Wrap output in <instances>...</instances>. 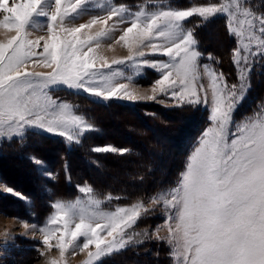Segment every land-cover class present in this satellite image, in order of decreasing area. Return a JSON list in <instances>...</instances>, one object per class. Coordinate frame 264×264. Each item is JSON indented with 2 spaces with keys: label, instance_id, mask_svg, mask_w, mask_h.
Masks as SVG:
<instances>
[{
  "label": "snow or ice",
  "instance_id": "snow-or-ice-1",
  "mask_svg": "<svg viewBox=\"0 0 264 264\" xmlns=\"http://www.w3.org/2000/svg\"><path fill=\"white\" fill-rule=\"evenodd\" d=\"M0 14V29L14 33L0 41V138H22L34 129L80 144L94 126L53 96L60 87L104 101L202 105L209 109L210 123L176 187L150 199L167 213L168 235L160 237L157 229L155 238L167 240L177 264H264V106L251 116L238 117L251 87V71L256 63H264V12L254 11L248 0L185 9L161 6L159 0H145L135 9L118 0H0ZM84 15L88 22L76 24ZM218 15L226 17L228 34L236 42L231 59L237 83L230 84L222 72L199 63L195 28L185 27L194 16L207 22ZM38 17L46 18L47 35L32 40L30 29ZM97 25L100 30L91 34ZM116 31L120 34L115 43L128 55L109 62L94 54ZM29 65L51 71H28ZM120 66L132 69L135 76L144 69L158 73L151 94H137L130 87L133 75L126 76ZM122 79L127 83L117 82ZM91 151L124 155L128 149L105 145ZM2 190L25 199L10 187ZM77 190L82 198L51 203L53 212L44 225L11 217L25 229L22 238L38 232L45 250L59 251V259L46 264H64L66 253L78 252H87L86 264H98L151 238L146 231H136L151 211L142 201L105 208L106 202L120 197L101 198L89 185H78ZM9 239L15 238L6 233L5 242Z\"/></svg>",
  "mask_w": 264,
  "mask_h": 264
},
{
  "label": "trees",
  "instance_id": "trees-1",
  "mask_svg": "<svg viewBox=\"0 0 264 264\" xmlns=\"http://www.w3.org/2000/svg\"><path fill=\"white\" fill-rule=\"evenodd\" d=\"M209 1L159 0V3H166L172 7L185 9L196 4H207ZM118 2L135 9L138 5L144 4L145 0H118ZM255 6H257L256 10L258 12H264V0L260 4L256 3ZM187 27L195 28L199 51L204 56H210L212 64L217 71L222 72L230 83H234L236 77L231 55L236 42L228 34L226 21L221 17L210 19L207 22H203L201 19H191ZM216 35L219 36L220 41H215ZM59 91L60 94L56 93L58 96L62 94L64 100L77 105L79 112L86 114V117L98 128L96 133L85 136L81 144L72 146H69L64 139L62 140L59 137H50L37 133L43 137V142L36 146L37 150L41 148L45 151L52 150L63 156L58 182L47 181L45 182V187L52 186L50 194L53 195L54 188H57L55 193L59 191L67 198L77 194V189L73 188L69 181L70 176L74 181L88 182L100 195L103 192H108L112 196H119L120 199L116 200V203L149 196L151 192L174 187L177 185L180 174L184 170L195 144L210 123L209 113L200 107L168 108L158 103L131 106L116 101L111 103L97 102L83 94ZM262 96H264V76L255 72L251 79V90L247 100L242 104V109L238 111V117L249 115L252 105L255 102H260ZM111 115H115V118H112ZM132 117L141 124V129H139L137 134L131 133L132 130L138 129L137 122L135 120L132 121ZM109 118L112 121L111 124L114 123L112 126H109L111 124L107 126L103 123ZM116 118L126 127L123 130L119 128L120 134L115 133L117 131L115 126L118 128L117 125L119 124L122 128ZM182 128L184 130L187 129V132ZM111 129H115V132H111ZM161 138L163 141L160 140ZM11 143L9 150L5 149L0 152V172L3 174H5L4 172L7 168L10 172H14V168H17L15 163L21 169L25 168V166L21 165L24 159L21 157L19 143L15 140L11 141ZM167 143H169L168 146H166ZM103 144H111L115 147L128 149V152L124 155H119L91 151V146ZM171 157H173L172 161L169 160ZM74 159L84 164V167H80V171L83 173L82 175L80 174L81 176L76 173L77 169H75L74 165H79V163H74L73 165ZM124 161L127 165L125 166V176L124 178L120 177L121 179H115L117 175L122 173L117 165ZM115 162L116 169L113 166ZM113 172H116L115 177L112 175ZM98 174L100 177H98ZM33 176L32 184L29 182L30 187L28 188L27 186L22 189L25 192L21 190L27 195L31 194L30 208L29 210L24 209L21 215L25 218L41 221L44 220L51 209L48 206V199L42 183L37 181L39 179L35 175ZM112 177L114 178L110 180ZM29 190H32V192ZM14 202L20 204L17 201ZM17 214H20V212ZM149 248V244L130 247L124 252L105 259L100 264H115V261L117 262L116 264H134V262L136 264H161L164 260L167 261V264H171L163 253H161L163 254L162 256L159 255V252H156V254L147 252ZM160 256H162V259H158Z\"/></svg>",
  "mask_w": 264,
  "mask_h": 264
},
{
  "label": "rangeland",
  "instance_id": "rangeland-1",
  "mask_svg": "<svg viewBox=\"0 0 264 264\" xmlns=\"http://www.w3.org/2000/svg\"><path fill=\"white\" fill-rule=\"evenodd\" d=\"M262 1L263 0H248V3L253 6L254 11L258 12L256 10L257 6H255V5H256V3L260 4V2H262ZM103 2H104V0H97V3H103ZM220 2H222V0H215V1L210 0L208 3H220ZM159 4L161 6H170L169 4H166V3H159ZM200 5H206V4H196V5H192V6H200ZM170 7H172V6H170ZM258 13H260V12H258ZM220 17L223 18L224 21H226V17L223 15H218V16H215L213 18H220ZM213 18H210V19H213ZM0 19H2V14H0ZM191 19H199V20L201 19L202 20V18L195 17V16L192 18H189V20L185 22L186 28H188L187 26H188ZM88 20H89V16L84 15V16L78 18L75 21V23L76 24L87 23ZM46 24H47L46 18H44V17L36 18V20L34 21V24L32 25V27L30 29L29 39L36 40V39L40 38L41 36H46L47 35ZM100 27H101L100 25H97L96 27H94L91 31V34H95V32L99 31ZM120 27H124V26L121 25ZM119 34H120V32L116 31V32L112 33L111 39L103 40L100 47L98 49H96L94 54L99 55V56L104 57V58H107V60L109 62H111V60H113V59H119V58L126 57L128 55V50L122 44H116L115 43V39L118 38ZM11 35H14V33H7L5 30L0 29V41H6L8 38H10ZM218 40H219V36L216 35L215 41L217 42ZM197 49H198V46H197ZM198 51H199V49H198ZM209 57L210 56H204L201 53L199 63L201 65H208L209 67L214 68L217 71V69L212 64V61H211L212 58L209 59ZM149 58L150 59H166L163 57H149ZM120 67L122 68V70L124 71L126 76L127 75H133V84L130 87L137 94H139V95L151 94L150 93V86L152 85L153 81L156 78H158V73H156L152 69H144L140 76H135L133 74L132 69L124 68L123 66H120ZM27 70L33 71V72H45V73L51 71V69L44 68V67H41L38 65H29ZM217 72H219V71H217ZM234 72H235V77H236V81L234 83H237V72H236L235 67H234ZM255 72H258L259 74H263V76H264V63H256L255 64V66L253 67L251 74H250V83H251L252 75ZM225 78H226V76H225ZM226 80L228 81L227 78H226ZM117 82L118 83H127V81L123 80V79L118 80ZM201 82L204 83L205 85H207V83H208L207 78L204 77L203 75H202ZM230 84H232V83H230ZM59 90H62L61 92L66 91L69 93L72 92V93L83 94V95H86L90 99L97 101V102L111 103V102L116 101V102H122L125 104H129L131 106H136L137 104L157 103V102L151 101V100H138V101L132 102V101H127V100L112 99L109 101H104L102 99L89 96L83 92H77L75 90H69V89L64 88V87H60L56 90H53L52 94L54 97H57L58 94H60ZM250 90H251V87L248 89L243 102L247 100V97H248ZM56 93H58V94H56ZM58 98L62 101L69 103L70 105H72L73 110L76 112V114L84 117L90 124H92L94 126L95 130L86 133L81 138V141L85 136L91 135V134H94L97 132V130H98L97 126L91 120H89L86 117V114L79 112L77 105L72 104V103L68 102L67 100H64L62 98V94H61V96H58ZM243 102L240 104L238 111L240 109H242ZM158 104L164 105L165 107H168V108L175 107L173 105V102H166L163 104L158 103ZM262 106H264V96H262V100L260 102H257V103L255 102L252 105L251 113H249V115L248 114L244 115V117L251 116L255 112H258ZM195 107H200L209 113V109L205 108L202 105L195 106ZM111 117L115 118V115H111ZM116 119L119 120L118 118H116ZM134 120L137 122L136 125H137L138 129L132 130L133 132L131 131V133L137 134L139 129H141V124L136 119H134L132 117V121H134ZM119 123L121 124L120 120H119ZM149 123H151V122H149ZM121 125H122V128L118 124L117 125L118 128L115 126V129L117 131L115 132V129L114 130L111 129V132H115L117 134H120L121 131L119 130V128L122 130L126 129V127L123 126V124H121ZM37 133L47 135L50 137H59V136H55V135L45 133V132L40 131V130H34L33 129V130H29L27 132V134L22 138H13L12 140L0 138V152L2 150H5V149L9 150L10 144H12L11 141H13V140H15L16 142L19 143L21 157H23V159H24V162L21 165L25 166V168L21 169L19 167V165L15 163V167H17V168H14L15 169V170H13L14 172H12V171L10 172L8 168L5 169V172H4L5 174L0 172V264H46V262L51 260V259H59V251L57 249L53 248L51 251H47L43 248V246L41 244L42 238L38 232L34 233V234H30L27 238H22L23 234L25 232V229L23 228L21 223H19L15 219H12L11 217H20L22 220L29 221L30 223H35L37 225H44V224H46L47 220L50 218V214L53 212V209L50 207L52 202H54V201H63L66 203L67 202H74L76 199L82 198V196H83V194H81L77 190V194L73 195L72 197L67 198V197H64L63 194L59 191H58V193H55V190L57 192V188H54L55 189L54 195L50 194V191H52V186L45 187V182H47V181L53 182V183L58 182L57 180H59V170H61V164H62L63 156L62 155L60 156V153H55L52 150L51 151L50 150L45 151V150H42V148L37 150L36 146H38L40 142H43V140H42L43 137L39 136V134H37ZM59 138H61L62 140L64 139L62 137H59ZM157 139L159 140V138H157ZM160 140L163 141L162 138ZM66 143L69 146L79 145V144H75V143L69 144L67 141H66ZM197 143L195 144V146L197 145ZM105 145H111V144L93 145V146H91V149L95 146H105ZM167 145H169V143H167ZM111 146H114V145H111ZM195 146H194V148H195ZM115 148L122 149L119 147H115ZM194 148H193V150H194ZM172 158L173 157H171L169 160L172 161ZM36 161H39V163H37ZM74 163L75 164L79 163V165H74ZM58 164H59V166H58ZM73 165L75 166V169H77L76 173L79 175L80 174L82 175L83 173L80 171V167L81 168H82V166L84 167V164H82L79 160L74 159ZM113 166L116 169V162L114 163ZM117 166H118L119 170L122 171V173H120L119 175L116 176V172H113L112 175L116 176V177L114 176L115 179H121L120 177L124 178L125 166H127L125 164V161L123 163L120 162V164H118ZM155 169H156V167H155ZM23 170H25V172ZM32 171H33V173H31ZM47 174H51V175H47ZM33 175H35L39 179V180H37L38 182L42 183L43 189H44L46 197L48 199V206L51 209L50 212H48L47 215L45 216L44 220H41V221H37V220H34L32 218H25L24 216L21 215V212L24 209L29 210V208H30V203H31L30 195L31 194L27 195V194L23 193L25 191L22 189L26 188L27 186H28V188L30 187L29 182H31V184H32V180L34 177ZM98 177H100L99 174H98ZM114 177L110 178V180L113 179ZM69 178H70V180H69ZM69 178H67V179L71 182V184L73 185V188L77 189L78 185H89L92 187V185L89 184L88 182L74 181V180H72L71 176ZM27 184H29V185H27ZM2 186H7V187L14 189L15 192L20 193L25 199H20L16 196H13L11 194L3 192ZM175 187H176V185L174 187H171V188L159 190L156 192H151V195H149V196H144L141 198L132 199V200H128V201L121 202V203H116V200H113L111 202H106L103 205V207H105V208H112V207H115L116 205L126 206V205H131L132 203L137 202V201H142L151 211L148 215H146L144 218H142L138 222V226L136 228V231L140 232V233H144L146 231L147 233H149L151 235V238H144L143 243L137 244L135 246H138V245L141 246L142 244H149L150 248L147 250V252L154 253V254H156V252H159V255H162V256L164 254V257L168 258V260L171 264H177L175 256L173 255L172 246L167 243L166 239H156L155 235H154L156 230L160 229L159 236L162 238L167 237V235H168L167 228H166L167 213H166L162 204L153 205L150 203V199L152 197L158 195V194L168 192ZM29 191L32 192V190H29ZM94 194L96 196L103 198V197L107 196L109 193L103 192V194L100 195V194H98V192H96L94 190ZM14 201H17L20 204H16ZM19 212H20V214H17ZM6 233L9 236L14 237L15 239H9L6 243L5 242V234ZM53 243H55V242H53ZM131 247H134V246H131ZM128 248H130V247H128ZM127 249H125V250H127ZM90 250H92V249H90ZM125 250H123L121 252H124ZM40 251H44L45 255L41 256ZM121 252H119V253H121ZM119 253H117V254H119ZM161 253H163V254H161ZM117 254H113V255L103 257L101 259V261L98 262V264L103 262L105 259H108L112 256L117 255ZM162 256H160L158 259H162ZM87 259H88L87 252H78L75 255H70V254L66 253L65 257H64V264H86ZM128 262H130V261H128ZM114 263L116 264L117 262L115 261ZM163 263L167 264V261L164 260ZM163 263L161 262V264H163ZM134 264H136V262H134Z\"/></svg>",
  "mask_w": 264,
  "mask_h": 264
},
{
  "label": "bare ground",
  "instance_id": "bare-ground-1",
  "mask_svg": "<svg viewBox=\"0 0 264 264\" xmlns=\"http://www.w3.org/2000/svg\"><path fill=\"white\" fill-rule=\"evenodd\" d=\"M220 41V40H219ZM222 43V42H221ZM125 119V118H124ZM111 119L109 118V120H105L103 123L104 124H106L107 126L109 125V124H111ZM114 122V121H113ZM114 124V123H113ZM113 124H111V125H109V126H112ZM103 125V124H102ZM104 126V125H103ZM106 127V126H105ZM181 127H184V126H181ZM186 128H189V127H187V126H185ZM109 128H111V127H109ZM108 128V129H109ZM183 130H184V128H182ZM187 130V129H186ZM186 130H184L185 132H187ZM190 130H191V128H190ZM189 132V131H188ZM165 146V145H164ZM168 146V145H167ZM173 148V147H172ZM25 172V171H24ZM24 174V173H23ZM22 185V184H21ZM24 186V185H23Z\"/></svg>",
  "mask_w": 264,
  "mask_h": 264
}]
</instances>
